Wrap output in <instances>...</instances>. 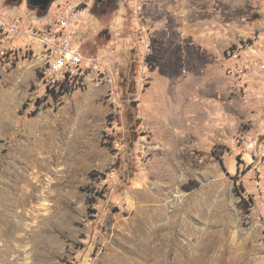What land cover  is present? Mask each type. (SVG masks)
I'll list each match as a JSON object with an SVG mask.
<instances>
[{"label": "rangeland", "instance_id": "1", "mask_svg": "<svg viewBox=\"0 0 264 264\" xmlns=\"http://www.w3.org/2000/svg\"><path fill=\"white\" fill-rule=\"evenodd\" d=\"M81 3L114 95L42 94L27 37L0 58V264H264V100L234 87L264 0Z\"/></svg>", "mask_w": 264, "mask_h": 264}, {"label": "built area", "instance_id": "2", "mask_svg": "<svg viewBox=\"0 0 264 264\" xmlns=\"http://www.w3.org/2000/svg\"><path fill=\"white\" fill-rule=\"evenodd\" d=\"M9 5L0 0V58L14 57L20 51L15 40L27 37L37 45L39 70L35 88L42 90V94L53 98L97 81L107 85L109 96L114 95L116 80L120 78L119 69L100 57L85 56L76 42L77 35L88 25L81 2L53 0L44 15L40 16L32 9L33 15L27 21L17 12V6L10 11ZM146 44L148 51L149 43ZM236 57L244 61L236 69L235 91L245 98L255 92L264 100V59L253 49L244 51L243 55L238 53ZM257 141L258 137L246 142L245 147L250 153L257 151ZM259 219L264 238V208L259 211Z\"/></svg>", "mask_w": 264, "mask_h": 264}, {"label": "water", "instance_id": "3", "mask_svg": "<svg viewBox=\"0 0 264 264\" xmlns=\"http://www.w3.org/2000/svg\"><path fill=\"white\" fill-rule=\"evenodd\" d=\"M17 1V0H13ZM29 5L39 10H46L53 0H26Z\"/></svg>", "mask_w": 264, "mask_h": 264}, {"label": "flooded vegetation", "instance_id": "4", "mask_svg": "<svg viewBox=\"0 0 264 264\" xmlns=\"http://www.w3.org/2000/svg\"><path fill=\"white\" fill-rule=\"evenodd\" d=\"M116 0H94L95 6H109L110 4H114Z\"/></svg>", "mask_w": 264, "mask_h": 264}, {"label": "trees", "instance_id": "5", "mask_svg": "<svg viewBox=\"0 0 264 264\" xmlns=\"http://www.w3.org/2000/svg\"><path fill=\"white\" fill-rule=\"evenodd\" d=\"M13 2H16V1H13ZM8 3V2H7ZM100 9L102 8V7H106V6H104V5H102V6H98ZM34 9H36V13L38 14V15H44L46 12H47V9L46 10H39L38 8H34ZM241 200H243V198H241Z\"/></svg>", "mask_w": 264, "mask_h": 264}, {"label": "crops", "instance_id": "6", "mask_svg": "<svg viewBox=\"0 0 264 264\" xmlns=\"http://www.w3.org/2000/svg\"><path fill=\"white\" fill-rule=\"evenodd\" d=\"M71 2H73V3H77V2H82V0H70ZM18 9V8H17ZM91 25H93V24H91ZM260 55H261V57L262 58H264V48L263 49H261V50H259V51H257ZM263 110V109H262ZM264 111V110H263Z\"/></svg>", "mask_w": 264, "mask_h": 264}, {"label": "bare ground", "instance_id": "7", "mask_svg": "<svg viewBox=\"0 0 264 264\" xmlns=\"http://www.w3.org/2000/svg\"><path fill=\"white\" fill-rule=\"evenodd\" d=\"M214 5V4H213Z\"/></svg>", "mask_w": 264, "mask_h": 264}]
</instances>
